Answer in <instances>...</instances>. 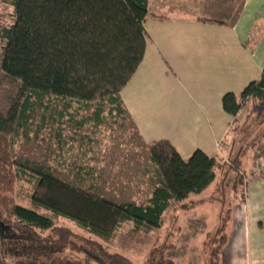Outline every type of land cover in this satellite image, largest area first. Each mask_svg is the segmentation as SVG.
<instances>
[{"label": "trees", "instance_id": "16d2710c", "mask_svg": "<svg viewBox=\"0 0 264 264\" xmlns=\"http://www.w3.org/2000/svg\"><path fill=\"white\" fill-rule=\"evenodd\" d=\"M4 1L14 8V20L10 28H0L4 42L0 67L19 83V89L6 116L0 118V264H134L98 241L55 226L51 217L16 205L12 190L20 174L34 182L35 207L104 238L123 223H132L136 230L158 229L173 204L183 211L204 203L217 205L206 264H221L240 187L241 201L245 198L243 160L264 141V67L260 79L239 96L222 97L223 111L232 117L228 134L242 135L245 142L233 158L229 152L235 145L226 160L195 151L187 161L167 141L145 146L154 173L151 197L146 205L117 203L97 196L91 188L57 179L42 164L16 158L13 144L33 105L44 98L66 106L76 103L83 109L94 103L100 109L106 102L117 115L125 114L120 92L143 59V24L154 16L149 15L148 0ZM247 106L249 111L241 116ZM100 113L96 111L94 121ZM211 184L213 191L206 200L190 201ZM179 232L175 224L166 242L155 240L144 264H175L172 240Z\"/></svg>", "mask_w": 264, "mask_h": 264}, {"label": "crops", "instance_id": "0c3cea01", "mask_svg": "<svg viewBox=\"0 0 264 264\" xmlns=\"http://www.w3.org/2000/svg\"><path fill=\"white\" fill-rule=\"evenodd\" d=\"M153 1L143 59L120 92L122 109L144 146L167 141L184 161L195 151L222 157L232 121L222 97L239 96L264 67V0H222L239 3L230 23L178 15L185 3ZM244 193L221 264H264V174L249 172Z\"/></svg>", "mask_w": 264, "mask_h": 264}, {"label": "rangeland", "instance_id": "374dc122", "mask_svg": "<svg viewBox=\"0 0 264 264\" xmlns=\"http://www.w3.org/2000/svg\"><path fill=\"white\" fill-rule=\"evenodd\" d=\"M169 1H173L174 6L184 3L188 5L187 9L182 7L178 15L213 18L228 23L233 21L240 10L239 3L222 0H159L162 5H172ZM13 20L14 8L0 0V28H10ZM3 45L4 42L0 40V66ZM18 89L19 83L6 77L0 67V118L6 116ZM97 110L101 113L98 120L94 121ZM244 111L241 116L249 111V107ZM28 115L26 127L14 138L13 153L16 158L42 164L57 179L81 188H91L99 197L117 203L147 204L152 193L154 173L146 147L140 143L126 114L117 115L106 102L102 103L100 109L97 103L83 109L76 103L66 106L65 102L44 98L33 105ZM242 140V135L235 136L229 131L221 149L224 160L228 158L231 145H235L232 152H229L231 158L236 148L243 147L245 142ZM243 161L242 171L246 178L249 172L264 174V141L249 150ZM33 189L31 177L20 174L12 190L13 202L51 217L57 227L68 228L83 237L98 241L110 252L123 254L134 264H144L155 240L159 241L158 244L166 242L175 224L180 228L172 240L176 245L173 256L175 264H206L210 233L220 209L217 205L206 203L183 211L180 208L176 210L173 204L164 213L158 229L136 230L132 223H123L110 237L104 238L35 207L31 202ZM212 190L213 187L209 186L201 195L191 196L190 201L207 199ZM242 193L240 187L235 204L241 202Z\"/></svg>", "mask_w": 264, "mask_h": 264}]
</instances>
